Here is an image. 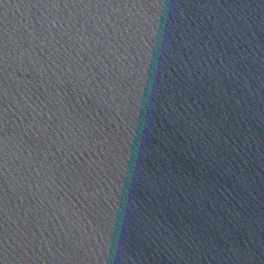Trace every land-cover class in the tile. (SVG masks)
Here are the masks:
<instances>
[{"label":"water","instance_id":"95a60500","mask_svg":"<svg viewBox=\"0 0 264 264\" xmlns=\"http://www.w3.org/2000/svg\"><path fill=\"white\" fill-rule=\"evenodd\" d=\"M0 264H264V0H0Z\"/></svg>","mask_w":264,"mask_h":264}]
</instances>
